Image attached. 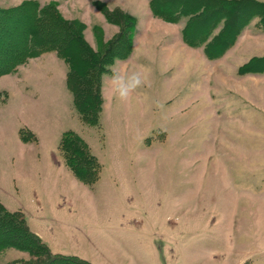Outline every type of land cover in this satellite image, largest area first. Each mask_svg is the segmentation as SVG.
<instances>
[{"label": "rangeland", "instance_id": "rangeland-1", "mask_svg": "<svg viewBox=\"0 0 264 264\" xmlns=\"http://www.w3.org/2000/svg\"><path fill=\"white\" fill-rule=\"evenodd\" d=\"M156 1L0 0L2 10L26 3L59 13L101 55L112 54L121 30L132 37L128 52L103 63L93 123L75 107L69 62L56 50L0 76V204L53 253L91 264H264L260 20L250 21L260 29L247 30L249 22L210 57L220 48L214 38L228 35L225 20L208 35L182 30L189 17L168 21ZM141 64L150 68L146 79L117 98L111 74ZM67 133L97 164L86 177L70 165ZM31 259L15 248L0 252V264Z\"/></svg>", "mask_w": 264, "mask_h": 264}, {"label": "trees", "instance_id": "trees-1", "mask_svg": "<svg viewBox=\"0 0 264 264\" xmlns=\"http://www.w3.org/2000/svg\"><path fill=\"white\" fill-rule=\"evenodd\" d=\"M173 1L157 0L154 12L168 21H176L177 14L188 16L187 29H191L193 25L206 35V29L210 25L225 20L224 31L228 29V35L222 33L218 41L214 38L216 48H220L215 54L209 55L210 57L222 55L238 32L254 17L259 18L261 27L264 28V2L175 0L176 4H173ZM82 32V26L64 20L53 10L33 12L26 3L12 9H0V76L11 73L16 66L42 51L56 50L58 55L69 62L67 84L74 94L75 107L84 119L95 122L102 103L100 76L105 70L103 63L112 64L115 57L128 52L130 46L128 45V49L124 48L131 44L132 37L123 39L122 34L125 32L121 30V34L108 46L107 52L112 54L105 56L94 52L88 46ZM205 40L198 42L201 44ZM101 56L105 58L102 59ZM254 69L262 71L264 67ZM69 134L71 149L66 151L74 159L70 165L76 173L86 177L97 164L86 152L82 139L75 133H67L64 137L67 138ZM8 248L26 251L33 256L27 264H91L76 256L53 253L47 244L29 229L24 218L16 212H8L0 204V252Z\"/></svg>", "mask_w": 264, "mask_h": 264}, {"label": "clouds", "instance_id": "clouds-1", "mask_svg": "<svg viewBox=\"0 0 264 264\" xmlns=\"http://www.w3.org/2000/svg\"><path fill=\"white\" fill-rule=\"evenodd\" d=\"M139 70L133 71L130 74L121 72H113L110 80L115 96L121 100L126 99L130 92L136 89L146 79L147 73L150 68L146 65H139ZM143 74V75H142Z\"/></svg>", "mask_w": 264, "mask_h": 264}, {"label": "crops", "instance_id": "crops-1", "mask_svg": "<svg viewBox=\"0 0 264 264\" xmlns=\"http://www.w3.org/2000/svg\"><path fill=\"white\" fill-rule=\"evenodd\" d=\"M257 1L264 2L262 0H257ZM257 23H258V20H255V21L253 20L252 22H250L248 27H246L247 30L252 28L251 25H253L254 28H255V26L258 27ZM180 24H182L181 27H182V30H183L186 27V25H187V21L185 22V20H183ZM258 28L260 29V26ZM256 33H258V35H263L264 36V28L261 27V29L258 30ZM243 34H245V33H242L240 36H243ZM262 56L264 57V55H262Z\"/></svg>", "mask_w": 264, "mask_h": 264}]
</instances>
